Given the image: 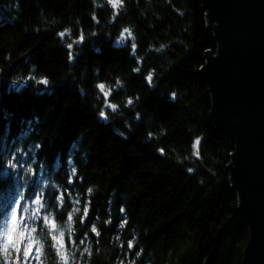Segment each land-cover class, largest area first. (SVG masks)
Instances as JSON below:
<instances>
[{"label":"trees","instance_id":"trees-1","mask_svg":"<svg viewBox=\"0 0 264 264\" xmlns=\"http://www.w3.org/2000/svg\"><path fill=\"white\" fill-rule=\"evenodd\" d=\"M215 52L202 0H0V222L41 199L30 264H64L61 231L69 264H241L234 147L197 73Z\"/></svg>","mask_w":264,"mask_h":264},{"label":"water","instance_id":"water-1","mask_svg":"<svg viewBox=\"0 0 264 264\" xmlns=\"http://www.w3.org/2000/svg\"><path fill=\"white\" fill-rule=\"evenodd\" d=\"M216 43L197 73L234 147L228 165L249 229L241 264H264V0H202Z\"/></svg>","mask_w":264,"mask_h":264},{"label":"snow or ice","instance_id":"snow-or-ice-1","mask_svg":"<svg viewBox=\"0 0 264 264\" xmlns=\"http://www.w3.org/2000/svg\"><path fill=\"white\" fill-rule=\"evenodd\" d=\"M110 4H116V3H122L123 0H108ZM67 31V30H65ZM125 32H128V29H124V32L121 33V36L124 35ZM61 37L65 35V32L59 33ZM130 35V33H129ZM80 42H83L84 37L83 35L80 36ZM133 49L136 48V45H132ZM163 47V45H161ZM67 48L71 50L73 48V44H68ZM69 59H73V54L69 52ZM151 77H149L150 81ZM40 83L43 85H48L49 80L47 77H41ZM98 87L100 89H103L104 85L99 84ZM105 96L108 95L107 92L104 93ZM175 95V94H173ZM129 103H131V100H129ZM112 108H115L116 105H111ZM101 118H104L106 116V112L101 111L99 113ZM199 143V140L197 141ZM42 148L43 146L40 145ZM161 152H163V149H161ZM9 165H12V161H8ZM14 166V165H13ZM76 170L74 169L73 172ZM191 171V170H189ZM74 182L72 178H70L69 183L71 184ZM89 192H91V189H89ZM27 198V197H26ZM18 207H11L10 208V215L6 217L7 225L6 228L0 230V261L3 262V264H30L32 259H39V253H41V248L36 246V242L33 240L31 231L28 230V227L26 224H21V221H23L24 217L20 215V210L23 209L24 212H27L28 209L23 207V201L18 200L15 202ZM120 211L123 213L125 211L124 208H121ZM85 217L83 219H86L87 214L89 212V208L84 209ZM71 219V216L69 217ZM43 220L46 224H50L51 228L55 230L57 228V224L55 220L49 221L48 218L45 216L43 217ZM109 223H111L109 221ZM124 221L121 222V227L124 226ZM32 231H35L34 229ZM91 232L99 235V232L95 225L92 226ZM64 233L63 231L60 232L59 236L53 235L52 240L56 241L55 247L57 248V253L60 255L64 261V264H69L68 257L65 251H62L66 248L65 242H64ZM75 241H73L74 243ZM83 243V241H81ZM127 246L129 249H132L134 247L133 241L128 240ZM137 256L140 255L139 252L136 253Z\"/></svg>","mask_w":264,"mask_h":264},{"label":"rangeland","instance_id":"rangeland-1","mask_svg":"<svg viewBox=\"0 0 264 264\" xmlns=\"http://www.w3.org/2000/svg\"><path fill=\"white\" fill-rule=\"evenodd\" d=\"M100 1H105L107 2L109 5H111L114 9H117L120 5V3H116V4H110L108 2V0H100ZM124 32V31H123ZM131 35H129V32H125L123 36L120 35V37L116 40L117 43L119 42H124L126 39L130 38Z\"/></svg>","mask_w":264,"mask_h":264},{"label":"bare ground","instance_id":"bare-ground-1","mask_svg":"<svg viewBox=\"0 0 264 264\" xmlns=\"http://www.w3.org/2000/svg\"><path fill=\"white\" fill-rule=\"evenodd\" d=\"M13 199V201L15 200V198H12Z\"/></svg>","mask_w":264,"mask_h":264}]
</instances>
